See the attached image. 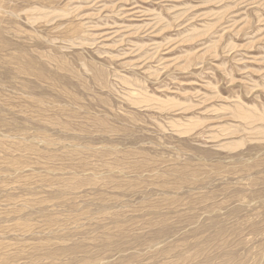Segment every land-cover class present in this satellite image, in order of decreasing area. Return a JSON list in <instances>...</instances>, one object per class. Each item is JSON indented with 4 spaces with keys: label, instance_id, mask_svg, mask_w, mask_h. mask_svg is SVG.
Returning <instances> with one entry per match:
<instances>
[{
    "label": "rangeland",
    "instance_id": "1",
    "mask_svg": "<svg viewBox=\"0 0 264 264\" xmlns=\"http://www.w3.org/2000/svg\"><path fill=\"white\" fill-rule=\"evenodd\" d=\"M0 264H264V0H0Z\"/></svg>",
    "mask_w": 264,
    "mask_h": 264
}]
</instances>
